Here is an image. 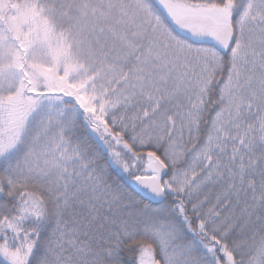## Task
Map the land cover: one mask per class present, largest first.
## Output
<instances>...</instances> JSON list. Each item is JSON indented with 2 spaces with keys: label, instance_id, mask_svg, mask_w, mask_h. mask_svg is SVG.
Masks as SVG:
<instances>
[{
  "label": "snow or ice",
  "instance_id": "snow-or-ice-1",
  "mask_svg": "<svg viewBox=\"0 0 264 264\" xmlns=\"http://www.w3.org/2000/svg\"><path fill=\"white\" fill-rule=\"evenodd\" d=\"M79 15L55 131L0 120V264H264V0Z\"/></svg>",
  "mask_w": 264,
  "mask_h": 264
},
{
  "label": "trees",
  "instance_id": "trees-1",
  "mask_svg": "<svg viewBox=\"0 0 264 264\" xmlns=\"http://www.w3.org/2000/svg\"><path fill=\"white\" fill-rule=\"evenodd\" d=\"M2 1L4 2L5 0ZM6 1L5 10L3 11L2 7L0 9V16L5 20L15 18V21H13V24L16 25L15 32L6 31L9 35V45L11 44L17 51L11 52L8 50L5 54L13 57L18 53L19 56L23 55L27 57L29 53L38 51L51 62L53 66L51 72L52 74H57L59 78H72L74 75L83 73L85 62L80 58L77 47L73 46L70 41L71 28L75 26L70 24L69 21H65L69 16L65 15L63 17L59 13L61 12L60 8H64L67 5V0L64 4H61L59 0ZM0 4L3 6L1 1ZM0 29H7L4 21H2ZM24 31H27V34L22 36L21 33H24ZM41 33L40 39L38 35ZM21 37H23V41L20 40ZM38 38L41 42H38ZM3 56L0 55V59H3ZM1 65L3 64L1 63ZM4 66H0V81H2L3 77L4 79H9L23 73V70L13 67L11 62H8V59L4 62ZM52 93L53 91L48 94L47 102L51 100L55 101V98L58 97ZM3 98L0 99V104H8L7 101H2ZM40 100L42 101V98ZM18 103L22 106L21 102ZM24 107L26 111H29L31 116L15 146L16 153L21 156H23L24 151L26 154H30L29 149L32 153L34 152L33 138L37 134L45 136L49 128H51L52 132L55 131L58 118L56 114L51 113L50 106L47 103L43 104L42 109H39V111L35 103L31 104L30 107H26V105ZM32 121L34 122L33 125H31ZM39 124L43 127H40L36 131L35 129Z\"/></svg>",
  "mask_w": 264,
  "mask_h": 264
},
{
  "label": "rangeland",
  "instance_id": "rangeland-1",
  "mask_svg": "<svg viewBox=\"0 0 264 264\" xmlns=\"http://www.w3.org/2000/svg\"><path fill=\"white\" fill-rule=\"evenodd\" d=\"M0 1L1 3H3V6L0 4V9L2 7L4 11L7 1L6 0L4 2L2 0ZM65 1L66 0H59L61 4H64ZM80 2L81 0H67V5H65L64 8H60V11L62 13L59 12L60 14H62L63 17L65 15L69 16V18L65 21H69L70 24H73L75 26L71 28L70 41L73 46L77 47L80 58L85 62L83 73L80 75H74L71 78L73 81L79 79L80 77L86 74L87 62H88L84 48L82 47L79 38L80 29L78 27V24L80 23V15H79ZM14 19L8 18L5 20L2 18V16H0V25L2 24V21H4L7 27V29H0V55H4L3 59H0V66H4V62L6 61V59H8V62L9 63L11 62V65L13 67H16L18 70L19 69L23 70V73L17 76H13L9 79L8 78L4 79L3 77L2 81H0V99L5 97L2 99V101L8 102V104L6 105L0 104V120H2L4 123V128L6 133H8L9 131L16 132L17 142H18L22 130L30 120L29 117L31 116V114H29V111H26L25 107L23 108V106L26 105V107H30L31 104L35 103V105L37 106V110L39 111V109H42L43 104L47 103L50 106L51 113L57 115L58 117L57 123L61 118L60 112L62 111V109L59 104V100H60L59 97H56L55 101L51 100L47 102L48 94L51 91H54V89L57 87V85L60 82V78L58 77L57 74H52L51 70L53 69V66L51 62L42 55V53L38 51H34L29 53L27 57L23 55L19 56L18 53H16L13 57L9 54H5V52L8 50H10L11 52L17 51V49H14L11 44L9 45L8 43L9 35L8 32L6 31L9 30L15 32L16 25L13 24V21H15ZM26 34L27 31L21 33L22 36ZM41 35L42 33L38 35L40 39H41ZM40 39L38 42H41ZM20 40L23 41V37H21ZM11 52L9 53L11 54ZM1 63L3 65H1ZM32 89H35L36 91L33 92ZM41 98L42 101L40 100ZM18 102H21L22 106H20ZM17 112L22 113V119L19 122L18 129H16L14 126H11V117ZM31 123H32L31 125L34 124L33 121ZM40 125L41 124H39L38 127L35 129L36 131L40 127H43ZM29 152L30 154H32V151L30 149ZM30 154H26V152L24 151L23 156Z\"/></svg>",
  "mask_w": 264,
  "mask_h": 264
}]
</instances>
